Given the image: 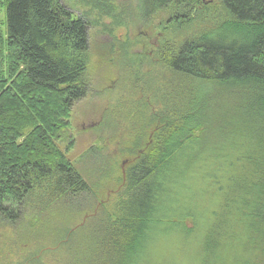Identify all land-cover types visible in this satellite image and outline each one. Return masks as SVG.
Wrapping results in <instances>:
<instances>
[{
  "label": "trees",
  "instance_id": "trees-1",
  "mask_svg": "<svg viewBox=\"0 0 264 264\" xmlns=\"http://www.w3.org/2000/svg\"><path fill=\"white\" fill-rule=\"evenodd\" d=\"M138 1L176 13L184 38L159 57L178 79L147 86L134 130L113 158L91 149L84 176L69 151L89 24L61 0H0V225L39 243L7 264H153L161 228L190 236L205 211L197 264H264V0Z\"/></svg>",
  "mask_w": 264,
  "mask_h": 264
},
{
  "label": "rangeland",
  "instance_id": "rangeland-1",
  "mask_svg": "<svg viewBox=\"0 0 264 264\" xmlns=\"http://www.w3.org/2000/svg\"><path fill=\"white\" fill-rule=\"evenodd\" d=\"M61 1L76 17H84L89 24L91 87L88 94L73 106L71 134L74 142L69 151L76 167L84 176H89L93 169V161L89 158L91 149L108 153L110 157L118 152L121 141L134 130L133 120L128 121L129 115L150 94L147 86L166 85L168 79H178L162 64L159 55L165 43L181 40L184 36L179 31V19H173L169 11H159L151 17L142 15L138 0ZM203 1L205 4L212 2ZM3 16L4 12L0 13V17ZM4 29L6 31V24H3ZM153 105V108L157 107ZM66 142H62L64 147ZM126 161L127 157L119 158L117 168V173H123V182ZM205 186L204 182L195 192ZM112 187L104 189L99 198L103 200L107 195L114 201ZM195 195L198 197L196 205L207 210L208 197L201 192ZM207 215L205 211L192 219L190 236L179 221L168 223V232L165 227L161 228L160 241L153 246V264H197L203 251L200 244L203 238L198 228L205 224ZM19 230L0 225V258H4V264L21 260L38 250L39 243L33 241L25 245L22 242L23 232ZM43 255L46 260L49 251H43Z\"/></svg>",
  "mask_w": 264,
  "mask_h": 264
},
{
  "label": "flooded vegetation",
  "instance_id": "flooded-vegetation-1",
  "mask_svg": "<svg viewBox=\"0 0 264 264\" xmlns=\"http://www.w3.org/2000/svg\"><path fill=\"white\" fill-rule=\"evenodd\" d=\"M172 16L177 18V15H176V13H175V14H173ZM160 51H161V50H160Z\"/></svg>",
  "mask_w": 264,
  "mask_h": 264
}]
</instances>
